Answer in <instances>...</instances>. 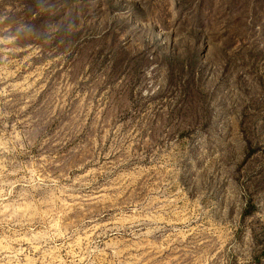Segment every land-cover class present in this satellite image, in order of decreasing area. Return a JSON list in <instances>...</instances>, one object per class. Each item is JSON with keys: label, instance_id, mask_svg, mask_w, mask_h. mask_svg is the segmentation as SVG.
Segmentation results:
<instances>
[{"label": "rangeland", "instance_id": "374dc122", "mask_svg": "<svg viewBox=\"0 0 264 264\" xmlns=\"http://www.w3.org/2000/svg\"><path fill=\"white\" fill-rule=\"evenodd\" d=\"M0 264H264V0H0Z\"/></svg>", "mask_w": 264, "mask_h": 264}]
</instances>
